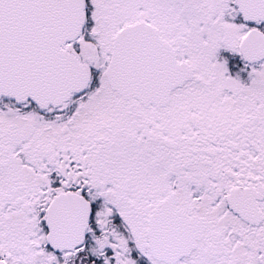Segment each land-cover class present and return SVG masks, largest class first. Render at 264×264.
<instances>
[{
    "label": "snow or ice",
    "instance_id": "obj_1",
    "mask_svg": "<svg viewBox=\"0 0 264 264\" xmlns=\"http://www.w3.org/2000/svg\"><path fill=\"white\" fill-rule=\"evenodd\" d=\"M0 264H264V0H0Z\"/></svg>",
    "mask_w": 264,
    "mask_h": 264
}]
</instances>
